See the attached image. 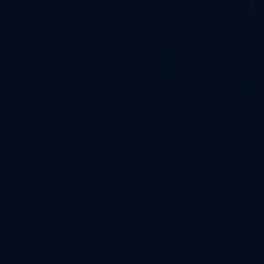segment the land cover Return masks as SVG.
<instances>
[{
    "label": "water",
    "instance_id": "water-1",
    "mask_svg": "<svg viewBox=\"0 0 264 264\" xmlns=\"http://www.w3.org/2000/svg\"><path fill=\"white\" fill-rule=\"evenodd\" d=\"M0 264H264V0H0Z\"/></svg>",
    "mask_w": 264,
    "mask_h": 264
}]
</instances>
